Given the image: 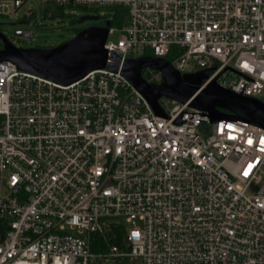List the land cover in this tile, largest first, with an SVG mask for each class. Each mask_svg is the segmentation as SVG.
Returning <instances> with one entry per match:
<instances>
[{
    "label": "built area",
    "instance_id": "2783aa9c",
    "mask_svg": "<svg viewBox=\"0 0 264 264\" xmlns=\"http://www.w3.org/2000/svg\"><path fill=\"white\" fill-rule=\"evenodd\" d=\"M31 1L122 7L107 55L264 102V0H0V17ZM158 102L164 116L120 70L64 86L0 62V264H264V127ZM119 218L120 244L93 252Z\"/></svg>",
    "mask_w": 264,
    "mask_h": 264
},
{
    "label": "water",
    "instance_id": "95a60500",
    "mask_svg": "<svg viewBox=\"0 0 264 264\" xmlns=\"http://www.w3.org/2000/svg\"><path fill=\"white\" fill-rule=\"evenodd\" d=\"M93 20L92 16L75 18L76 23ZM105 26H89L71 39L48 48H22L13 45L0 31V62H10L18 70L69 85L96 69L120 72L142 94L156 115L164 116L158 100L166 98L180 104L187 103L210 121L221 119L253 122L264 127V102L236 94L219 86L214 80L201 87L203 71L180 73L169 61L152 56L126 58L122 62L114 54L107 55L104 43ZM151 69L160 74L159 83L149 82L142 71Z\"/></svg>",
    "mask_w": 264,
    "mask_h": 264
},
{
    "label": "rangeland",
    "instance_id": "374dc122",
    "mask_svg": "<svg viewBox=\"0 0 264 264\" xmlns=\"http://www.w3.org/2000/svg\"><path fill=\"white\" fill-rule=\"evenodd\" d=\"M38 1L24 2L23 5L16 11V15L8 17H0V31L2 34L15 46L22 48H48L65 42L73 37L74 31L83 28L89 23H101L105 19L112 18V12L108 8L95 10L93 8L88 10L71 9L63 7L62 13L56 15L54 10L48 8L46 13L43 12V7ZM30 13L31 15L22 21L24 15ZM54 15H51L53 14ZM80 16H92L93 20L84 21L82 23H76L75 18ZM74 20V21H73ZM20 28L24 31H32V40H27L23 37L15 36L14 30ZM115 32L108 35V40L115 43L119 36V30L114 27ZM142 56V52L139 50L133 51V57ZM145 77L149 76L146 80L153 79V82H159L160 77L155 76V71L151 69L143 70ZM124 227L125 231H128L132 224L125 222L123 218L117 219ZM137 224L138 222H134Z\"/></svg>",
    "mask_w": 264,
    "mask_h": 264
},
{
    "label": "trees",
    "instance_id": "16d2710c",
    "mask_svg": "<svg viewBox=\"0 0 264 264\" xmlns=\"http://www.w3.org/2000/svg\"><path fill=\"white\" fill-rule=\"evenodd\" d=\"M48 8H51L54 10V13L61 14L63 7H54L52 6H45L43 7V12L46 13ZM85 10V8H78V10ZM108 10L112 12V18L109 20L107 18H104L105 20L101 22L103 26H105V23H108V27H120L124 18H125V9L119 6H114V7H108ZM51 14V15H54ZM74 21V20H73ZM1 42H0V48H1ZM146 55H150L148 52H144ZM169 59V58H168ZM142 76L144 78H148L149 76L145 77L143 75L142 71ZM1 223H0V229H1ZM124 227L122 224L112 227L111 231L106 232L105 234L99 233V232H94L90 234V248L93 252H100L105 250L107 247L111 245H119L120 244V239L121 235L124 233Z\"/></svg>",
    "mask_w": 264,
    "mask_h": 264
},
{
    "label": "flooded vegetation",
    "instance_id": "af4514ba",
    "mask_svg": "<svg viewBox=\"0 0 264 264\" xmlns=\"http://www.w3.org/2000/svg\"><path fill=\"white\" fill-rule=\"evenodd\" d=\"M89 26H99V27H103V25L101 23H89L88 25H86L83 28L77 29L76 31H74L73 36L76 35L79 31H81L82 29L89 27Z\"/></svg>",
    "mask_w": 264,
    "mask_h": 264
}]
</instances>
